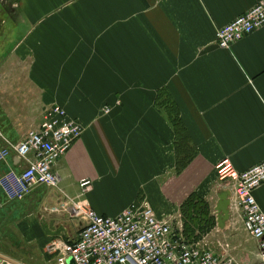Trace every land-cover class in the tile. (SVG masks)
I'll list each match as a JSON object with an SVG mask.
<instances>
[{
	"label": "crops",
	"instance_id": "obj_1",
	"mask_svg": "<svg viewBox=\"0 0 264 264\" xmlns=\"http://www.w3.org/2000/svg\"><path fill=\"white\" fill-rule=\"evenodd\" d=\"M261 1L0 0V147L36 130L53 105L83 127L53 166L55 187L22 200L0 188V255L55 264L50 245L75 241L85 223L78 207L113 218L146 202L183 236L190 195L210 204L219 232L227 192L224 228L244 230L215 166L264 161V26L226 50L215 34ZM24 167L11 153L0 179ZM254 197L264 213V184Z\"/></svg>",
	"mask_w": 264,
	"mask_h": 264
},
{
	"label": "built area",
	"instance_id": "obj_2",
	"mask_svg": "<svg viewBox=\"0 0 264 264\" xmlns=\"http://www.w3.org/2000/svg\"><path fill=\"white\" fill-rule=\"evenodd\" d=\"M264 26V0L216 31L220 49L230 46ZM108 113L109 109H104ZM83 133L80 123L70 119L60 106L48 107L39 127L19 143L5 141L0 147V162L11 153L25 167L17 174L8 172L0 179L9 200H22L38 186L55 187L58 177L54 164L67 154ZM0 138L3 139L1 133ZM219 181H228L233 206L240 211L248 237L257 244L260 263L264 264V213L255 200L254 190L264 184V161L244 172H237L228 160L215 166ZM88 181L80 182L87 189ZM1 207V202H0ZM82 215L83 227L73 242H53L55 264H236L223 260L207 246L189 243L174 234L168 220L158 219L146 202L132 204L116 217H101L89 210L74 209ZM0 264H20L0 255Z\"/></svg>",
	"mask_w": 264,
	"mask_h": 264
},
{
	"label": "rangeland",
	"instance_id": "obj_3",
	"mask_svg": "<svg viewBox=\"0 0 264 264\" xmlns=\"http://www.w3.org/2000/svg\"><path fill=\"white\" fill-rule=\"evenodd\" d=\"M195 199L193 203L196 205V211H192L189 216L184 215V213L180 215L183 225L191 228L193 237H190L189 233H184L182 237L187 238L189 241L186 240L189 243H200L199 245L207 246L212 253L224 258V260H231L236 264L254 263L256 261V250L253 248V243L243 231V228L232 223V225L224 228V231H215V221L211 216L210 204L206 201ZM185 229L186 227L180 228L183 232Z\"/></svg>",
	"mask_w": 264,
	"mask_h": 264
},
{
	"label": "water",
	"instance_id": "obj_4",
	"mask_svg": "<svg viewBox=\"0 0 264 264\" xmlns=\"http://www.w3.org/2000/svg\"><path fill=\"white\" fill-rule=\"evenodd\" d=\"M229 194L227 192H222L218 196V203L215 208L217 215V227L219 229H224L225 223L229 220V207L230 200L228 198ZM68 264H73L71 261H68Z\"/></svg>",
	"mask_w": 264,
	"mask_h": 264
},
{
	"label": "trees",
	"instance_id": "obj_5",
	"mask_svg": "<svg viewBox=\"0 0 264 264\" xmlns=\"http://www.w3.org/2000/svg\"><path fill=\"white\" fill-rule=\"evenodd\" d=\"M195 198H197L196 196H190V198L185 202V204L183 205V209H182V213H184V215H188L193 211L195 212V207L196 205H194L193 201L196 200ZM198 199V198H197ZM187 225V224H186ZM201 226V225H199ZM186 229H185V233H189L191 235V228L185 226ZM188 230V231H187Z\"/></svg>",
	"mask_w": 264,
	"mask_h": 264
}]
</instances>
